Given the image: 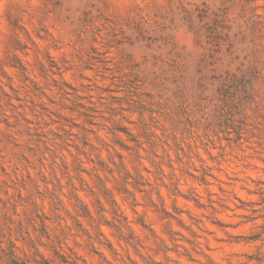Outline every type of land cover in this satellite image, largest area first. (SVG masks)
<instances>
[{
    "label": "rangeland",
    "instance_id": "rangeland-1",
    "mask_svg": "<svg viewBox=\"0 0 264 264\" xmlns=\"http://www.w3.org/2000/svg\"><path fill=\"white\" fill-rule=\"evenodd\" d=\"M0 264H264V0H0Z\"/></svg>",
    "mask_w": 264,
    "mask_h": 264
}]
</instances>
